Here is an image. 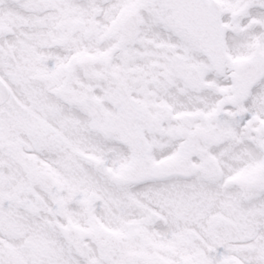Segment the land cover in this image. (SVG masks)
<instances>
[{
	"label": "snow or ice",
	"instance_id": "snow-or-ice-1",
	"mask_svg": "<svg viewBox=\"0 0 264 264\" xmlns=\"http://www.w3.org/2000/svg\"><path fill=\"white\" fill-rule=\"evenodd\" d=\"M0 264H264V0H0Z\"/></svg>",
	"mask_w": 264,
	"mask_h": 264
}]
</instances>
